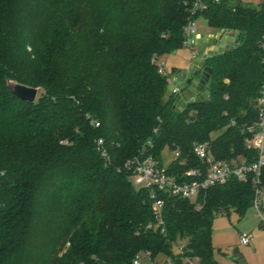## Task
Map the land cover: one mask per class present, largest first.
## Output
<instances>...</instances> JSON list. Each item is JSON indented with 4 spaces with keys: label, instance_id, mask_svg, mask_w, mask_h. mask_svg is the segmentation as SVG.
<instances>
[{
    "label": "trees",
    "instance_id": "obj_1",
    "mask_svg": "<svg viewBox=\"0 0 264 264\" xmlns=\"http://www.w3.org/2000/svg\"><path fill=\"white\" fill-rule=\"evenodd\" d=\"M195 1L0 0V264H134L139 253L148 264L160 254L220 264L213 221L243 216L253 183L232 178L192 201L136 186L126 166L145 153L161 162L168 146L179 155L167 171L188 180L201 164L198 141L217 158L256 157L245 128L264 83V0H203L192 14ZM200 15L213 31L237 30L238 45L207 60L209 102L162 106L169 76L158 58L183 46ZM6 78L39 87L37 99L16 97ZM261 177L264 185V166ZM153 195L163 200L164 231L147 228Z\"/></svg>",
    "mask_w": 264,
    "mask_h": 264
},
{
    "label": "built area",
    "instance_id": "obj_2",
    "mask_svg": "<svg viewBox=\"0 0 264 264\" xmlns=\"http://www.w3.org/2000/svg\"><path fill=\"white\" fill-rule=\"evenodd\" d=\"M213 1H230L234 4L253 5L252 0ZM204 7L203 0L195 1L192 7V14ZM196 33L195 19H191L184 28L185 38L183 42V45L189 48L191 55L196 53ZM261 45L264 51V39ZM159 71L164 72L162 64L159 65ZM170 79L169 77V81ZM173 92L175 95H178L181 92L180 86L175 85ZM254 103L258 116L253 123L247 125L245 128V143L249 150L255 152V158L248 159L243 155L230 159L217 158L210 152L207 141H198L193 144L192 149L195 156L201 161V164L198 167H191L185 171V175L189 177L188 180H181L177 175H171L153 155L145 153L135 156L126 164L130 169L132 182L136 186L156 188L173 196L196 201L201 192L211 186L226 183L232 178L242 181L250 180L254 187L253 207L264 229V185L261 181L262 168L264 166V83ZM91 122L94 126H99L98 121L92 120ZM96 148L103 157L108 158L103 138L99 137L96 139ZM175 155H179L178 151H175ZM152 197L154 198L152 203L154 221L148 223L147 228H161V231H164L163 200L154 197V195ZM252 239V234H240V242L244 245H249ZM178 250L180 253H183V244H180ZM143 254L139 253L135 257L134 264H141ZM194 259L197 262L198 259L196 257Z\"/></svg>",
    "mask_w": 264,
    "mask_h": 264
},
{
    "label": "rangeland",
    "instance_id": "obj_3",
    "mask_svg": "<svg viewBox=\"0 0 264 264\" xmlns=\"http://www.w3.org/2000/svg\"><path fill=\"white\" fill-rule=\"evenodd\" d=\"M262 0H252L253 6H257ZM197 31L202 35H208L213 32L203 15L195 19ZM195 50L200 52L202 47L195 46ZM192 55L189 48L182 46L176 53H165L158 58V62L163 65L166 72H171V67L175 60L186 64L189 63ZM220 131L212 133L216 136ZM175 151L166 146L161 151V163L167 168L175 159ZM264 216V213H263ZM248 233L253 235L249 245L240 242V234ZM212 243L214 246V255L220 264H240L236 262L234 253L243 255L247 264H264V229L261 226V220L256 214L253 206H250L243 216H239L235 211L216 217L212 224ZM168 260L163 254L156 257V264H164ZM149 258H142V264H148ZM167 264H171L170 261ZM189 264H198L195 259L189 260Z\"/></svg>",
    "mask_w": 264,
    "mask_h": 264
},
{
    "label": "water",
    "instance_id": "obj_4",
    "mask_svg": "<svg viewBox=\"0 0 264 264\" xmlns=\"http://www.w3.org/2000/svg\"><path fill=\"white\" fill-rule=\"evenodd\" d=\"M197 46L202 47L200 52L192 55V59L186 68L177 69L171 77L162 100V106H165L170 98L177 100V109L184 107L188 99H195L197 102H209L211 96L210 75L212 69L207 66L209 58L222 55L233 50L238 45V31L231 29H220L213 31L208 35H196ZM7 88L18 98L28 102H34L40 88L21 83L15 79L6 78ZM179 85L181 92L175 95L173 88ZM236 262L247 264L242 254L234 253Z\"/></svg>",
    "mask_w": 264,
    "mask_h": 264
},
{
    "label": "crops",
    "instance_id": "obj_5",
    "mask_svg": "<svg viewBox=\"0 0 264 264\" xmlns=\"http://www.w3.org/2000/svg\"><path fill=\"white\" fill-rule=\"evenodd\" d=\"M196 28H197V25H196ZM212 30H213V29H212ZM196 35H202V34L199 33V32L197 31ZM176 52H177V50H174V51H172V52H170V53H176ZM192 59H194V58L191 57L190 61H191ZM190 61H189V62H190ZM187 65H188V64H186V63H184V62L181 63V61H179V60L177 59V60L174 61V64H173L172 67H171V72H170V73L166 72L164 68H163V70H164V73H166V74L171 78V77L174 75V72H175L177 69L186 68ZM162 66H163V65H162Z\"/></svg>",
    "mask_w": 264,
    "mask_h": 264
}]
</instances>
